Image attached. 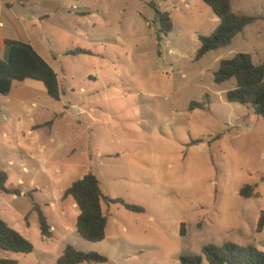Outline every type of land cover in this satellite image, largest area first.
<instances>
[{"label": "rangeland", "instance_id": "374dc122", "mask_svg": "<svg viewBox=\"0 0 264 264\" xmlns=\"http://www.w3.org/2000/svg\"><path fill=\"white\" fill-rule=\"evenodd\" d=\"M232 4L237 14L264 17V0ZM23 13L36 37L51 40L66 77L61 101L30 95V116L54 119L52 129L19 139L0 132V168L7 188L21 192L0 191L11 200L9 215H1L34 246L31 254L0 250V258L55 264L68 245L108 260L94 264H181L182 255L226 242L264 251V121L252 107L227 101L236 80L214 81L221 59L248 53L264 63L263 20L196 60L200 36L220 24L202 0H30ZM14 26L13 16L6 27ZM77 48L93 55L63 59ZM16 92L12 101L0 95V116H27ZM86 95H93L94 121L89 105L73 107ZM206 96L207 109L189 110ZM87 173L107 196L144 209L103 204L109 221L98 243L77 233L79 209L63 199ZM246 185L257 195L242 197ZM34 204L55 227L51 238L42 236Z\"/></svg>", "mask_w": 264, "mask_h": 264}, {"label": "trees", "instance_id": "16d2710c", "mask_svg": "<svg viewBox=\"0 0 264 264\" xmlns=\"http://www.w3.org/2000/svg\"><path fill=\"white\" fill-rule=\"evenodd\" d=\"M219 18L220 24L210 36H200V48L196 60H201L208 53L226 48L232 41L251 24L263 20V16L240 15L234 12L232 0H202ZM171 25V24H170ZM168 26L171 27V26ZM10 48L9 59L0 62V94L11 93L15 81L32 79L44 84L47 94L55 101H60L64 95L63 87L55 70L33 49L24 42L7 40ZM68 56L92 55V52L77 48L66 52ZM236 80V88L226 93L229 103L250 106L264 121V63L256 65L252 55L238 53L231 58L221 59L219 68L214 73V81L222 85ZM208 96L202 102H192L190 111L207 109ZM49 122L47 125H51ZM200 141L196 142L199 143ZM8 175L0 168V191L20 196L18 190L7 188ZM240 195L252 198L257 195L256 187L246 185ZM72 198L79 209L76 220V231L86 241L98 243L106 238L109 215L103 210V204H120L127 210L141 213L144 209L131 205L120 198L107 196L99 178L93 173H87L82 179L75 181L65 192L63 199ZM37 212L41 234L51 238L52 227L39 205L34 204ZM264 227V212L259 223V230ZM0 250L13 253L31 254L33 244L13 229L0 217ZM105 256L96 252H81L68 245L55 264H94L106 263ZM264 264V251L253 245H240L226 242L222 245L209 244L202 248L201 254H185L180 257L181 264ZM0 264H20L16 260L0 258Z\"/></svg>", "mask_w": 264, "mask_h": 264}, {"label": "crops", "instance_id": "0c3cea01", "mask_svg": "<svg viewBox=\"0 0 264 264\" xmlns=\"http://www.w3.org/2000/svg\"><path fill=\"white\" fill-rule=\"evenodd\" d=\"M29 5H30V0H0V7L2 8V12L0 14V62L2 60L4 61L8 60L10 56V48L6 44L7 40L28 43L55 70V72L58 74L59 81L62 85L63 80H65L66 73L62 65V62L59 61L58 57L56 56V53L52 49L53 47L51 40L48 37L47 39L46 38L40 39L36 37L33 29L34 26H28L25 24L26 23L24 19L25 14L23 12H25V9H27ZM19 14H21L22 17H19ZM13 16L16 18V26L12 28H7L6 27L7 23L10 19H12ZM49 16L50 15H44L43 17L48 18ZM62 57L63 59L64 58L69 59L71 57H77V56H68L65 53ZM84 91L85 89L82 88V92ZM15 92L17 93L16 100L18 101L17 103L18 108H21L22 110H27L28 113L27 116H18L15 113L16 111H14L13 116H0V132L2 133V136L4 138H10L11 136H14L15 138L19 139L21 135L24 136L26 134L28 136L34 137L35 133H38L39 131L46 130L47 128L48 129L53 128L54 119L48 120L46 122L37 123L34 117L30 116L31 109L29 105L30 103L33 102L31 101L30 95H33L36 92H39L41 94L47 93L43 83L32 79H27L24 81H15L13 83L11 93L7 96L4 95L2 96L6 97L8 101H12V95H14ZM92 96L93 95H86L84 98L81 97L79 99L81 101L76 105H73V107H78V108H85L83 107V105L85 104L89 105L88 108H85L88 111L92 112L90 116H87L89 121L95 120V117L93 115L95 107H94V99ZM35 105L36 103L33 102L32 106L34 107ZM53 117L58 118L59 116H53ZM49 122H52V124L47 125ZM88 128H90V125ZM49 136H51V134H49ZM45 149H46V145L43 143L40 147V150L42 152ZM29 158H31L32 160H37L36 156L33 155L32 153H29ZM44 162L46 163V159H43V163ZM8 164L10 166L14 165V161L10 160ZM23 166H24L23 170L25 172H29V168L25 165V163H23ZM20 182L22 183L23 181L20 179ZM14 197L16 198L18 196L14 195ZM0 203H2V205L0 206V217L12 227V225L8 221L11 219L10 218L5 219L1 215L2 214L1 212H3V214L9 215L8 210L11 208V200H9V198H0ZM51 205L54 206V208H56L54 203H52ZM74 207H77L75 203H74ZM51 227L53 232L55 227L52 225Z\"/></svg>", "mask_w": 264, "mask_h": 264}, {"label": "built area", "instance_id": "2783aa9c", "mask_svg": "<svg viewBox=\"0 0 264 264\" xmlns=\"http://www.w3.org/2000/svg\"><path fill=\"white\" fill-rule=\"evenodd\" d=\"M1 12H2V8L0 7V14H1Z\"/></svg>", "mask_w": 264, "mask_h": 264}]
</instances>
